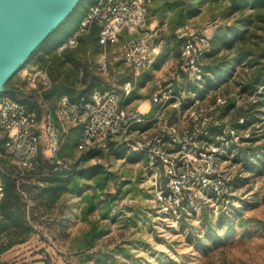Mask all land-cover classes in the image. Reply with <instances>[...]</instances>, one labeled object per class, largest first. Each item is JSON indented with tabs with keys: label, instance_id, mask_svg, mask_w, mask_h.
<instances>
[{
	"label": "rangeland",
	"instance_id": "374dc122",
	"mask_svg": "<svg viewBox=\"0 0 264 264\" xmlns=\"http://www.w3.org/2000/svg\"><path fill=\"white\" fill-rule=\"evenodd\" d=\"M176 1L154 0L151 7L148 27L156 28L163 22H169L168 31L164 34L166 38L186 21L177 10H170L169 5ZM200 8L199 15L187 20L198 30L212 32L218 25L231 23L233 20H225L220 6L211 7L206 2L200 4ZM81 17L77 12L71 22L64 25V31L73 34L79 27ZM129 39L124 31L121 42L112 50L119 52ZM47 48L48 44L11 80L10 86L24 85V71L36 63L43 64L47 59L43 57ZM100 57L99 52L83 54L79 58L80 69L86 75V87L92 85L94 88L114 91L123 98V85L132 80L136 83L135 93L130 99L135 102L132 105L134 108L136 105L150 103L157 86L171 78L182 59L168 49L158 57V65L144 70L136 79L133 69L122 61L113 63L106 74L100 73ZM248 70V67L244 69L242 65H237L236 80L244 78ZM230 84L231 95L236 94L238 87L233 79ZM262 91L263 88L255 94H236L238 108L224 117L222 110L213 112V116L223 126L237 130L242 138L239 145L230 150V155L227 154L230 159H220L217 163L218 172L230 180L229 186L233 192L232 211L227 214L231 215L234 223L229 239L218 243L209 239L203 241L206 239L207 223L220 226L224 211L219 201L207 196L201 186L186 178L180 206L167 204L162 196L168 190V179L163 168L159 166L153 171L146 158L140 159L142 156L139 153L126 150L124 154H120L119 147L111 145L96 149L98 156L83 162L80 168L84 171L101 165L110 174L111 179L105 192L116 194V199L111 201L112 212L105 215L106 202H100L108 197L98 196L100 193L95 189L96 177L85 179V191L81 196L67 192L51 210L38 205L36 215L39 217L32 222L34 232L31 237L0 256V264H264V162L261 168L255 169L245 167L243 161H237L239 147H264V114L260 122L247 125L239 110L241 106L247 109L257 102L258 94ZM216 93L222 98L229 96L223 89ZM213 94L214 92L210 96ZM50 99L52 107L56 100L54 97ZM211 105L213 103L209 99L206 106L208 108ZM260 110L264 112V108ZM44 113L42 112V117ZM154 134L155 130L148 131L147 139ZM80 135L81 127L71 128V133L65 140L61 155L68 166L79 163L84 154L77 150ZM250 139L253 140L249 141ZM137 140L142 141L141 138ZM260 150L264 152V148L255 151V161L259 160L258 157L264 160V153ZM42 154L44 158L49 156L45 145ZM171 157L176 160L192 158L189 150L175 151L171 153ZM195 162L197 168L201 166L199 160ZM155 172L159 174L157 179ZM86 195L96 196L94 202L97 205L95 211L88 215H85L89 205ZM95 223L99 228H104L107 234L96 240L94 248L87 249L84 242ZM220 228L219 234L225 236L226 226ZM100 252L103 253V259L100 258Z\"/></svg>",
	"mask_w": 264,
	"mask_h": 264
},
{
	"label": "built area",
	"instance_id": "2783aa9c",
	"mask_svg": "<svg viewBox=\"0 0 264 264\" xmlns=\"http://www.w3.org/2000/svg\"><path fill=\"white\" fill-rule=\"evenodd\" d=\"M153 3L154 0H99L82 17L78 29L56 50L62 53L76 47L80 37L98 27L102 48L98 71L106 74L113 63L122 61L133 69L137 79L144 70L156 65L166 49L162 33L168 30L169 24L148 27ZM124 31L130 39L119 52L113 51ZM176 36L182 43L185 72L200 85L205 77L202 57L210 49L213 34L187 22L177 30ZM82 77L83 72L77 83L79 87H82ZM23 79L26 90L38 97L45 113L42 117L18 99L0 97V201L5 197L3 174L10 168L14 170L13 177L30 179L41 187L53 173L67 169L68 164L61 155L63 146L71 128L81 127L78 151L124 146L130 151L142 152L153 171L161 166L168 179V190L162 195L167 204L180 206L188 178L201 186L207 196L219 201L224 212L232 209L230 180L218 172L217 163L228 159L232 145H239L242 138L237 130L223 126L213 116L226 102L225 98L218 97L217 103L207 108L210 94L200 96L186 89L177 92L176 85L181 81L174 72L169 80L157 86L150 98L151 107L146 111L140 106L132 107L130 99L136 89L132 80L124 83L123 98L114 91L96 87L89 97H82L79 102L62 95L52 108L45 96L53 86L48 67L36 63L24 71ZM219 127L222 133L213 134L211 129ZM150 130H155V134L148 140L146 135ZM44 145L52 166L44 168L38 179L36 173ZM187 150L192 158L171 157L175 151ZM196 160L201 162L198 168ZM158 177L156 174L155 179ZM23 195L31 205L28 196L24 192Z\"/></svg>",
	"mask_w": 264,
	"mask_h": 264
},
{
	"label": "trees",
	"instance_id": "16d2710c",
	"mask_svg": "<svg viewBox=\"0 0 264 264\" xmlns=\"http://www.w3.org/2000/svg\"><path fill=\"white\" fill-rule=\"evenodd\" d=\"M97 1L99 0L92 2L87 0L80 1L71 15L27 61L28 63L48 44V48L44 50L43 56L47 57L43 64L48 67L53 82L52 89L45 95L48 101L53 97L57 101L60 96L66 94L72 101L79 102L82 97H89L91 91L94 89L92 85L88 88L85 85L86 75L80 69L81 63L79 58L81 55H86L87 53H102V48L99 45V28L94 27L88 35L80 37L78 45L74 48L66 49L62 53H58L56 49L70 36V34L64 31V25L71 22L77 12L83 17ZM206 2L211 7L220 6L225 20H233L231 23L218 25L212 31L213 36L210 49L202 57L205 77L200 85L189 79L184 69V61L181 59L179 68L175 71L181 81L176 85L177 92L186 89L196 91L200 96H206L214 92L210 96V99L215 104L218 99L216 91L223 89L224 93H229L227 94L229 96L225 98L226 102L220 105L217 110H222V116L224 117L231 110L238 108L236 94H255L263 88V91L258 94L259 100L257 102L252 103L247 109L242 106L239 107L247 125L260 122L261 116L264 114L260 110L264 108V0H177L171 3L169 7L170 10H177L182 19L186 20L183 21L179 28L186 24L187 20L199 15L201 13L200 4ZM179 28L171 32L168 38L164 36L168 30L163 32L162 38L166 40L165 51L169 49L182 58V43L176 36ZM237 65H242L244 69L246 67L249 68L245 73V77H240L239 81L236 80L238 76L236 74ZM81 72H83L82 87H79L77 83L80 81ZM232 79L238 90L236 94L231 95L230 82ZM11 80L6 83V92L0 94V97L9 96L18 99L29 109L36 110L42 116V112H45V110L41 108L38 97L26 90L25 82H23V86L19 84L10 86ZM55 102L52 104V108ZM222 127L212 128L211 131L217 135L222 133ZM252 140L250 139L249 141ZM235 147L237 146L232 145V148ZM258 149L250 146L239 147V151L237 150V161H243L244 166L247 168H261L264 162L263 158L258 157V161L254 160L255 151ZM126 150L128 148L124 146H119L118 148L120 154H124ZM260 151L264 153L263 150ZM135 153H139L142 156L140 159L145 158L142 152ZM97 156L98 151L96 149L85 151L79 163L73 166L69 165L61 173H53L44 180L45 186L43 187L30 181V179H17L13 177L14 170L11 168L3 174L5 197L0 201V256L14 246L28 241L31 237L34 232L32 222L39 217L36 215L39 208L38 205L51 210L55 208L61 197L67 192L76 193L81 196L85 191V183H83L85 179L96 177L95 189L100 193L98 196L102 197L101 195H105L108 197L107 200H101L100 202H106L105 215H109L112 212L111 201L116 199V194L105 192L111 179L110 174L101 165L92 166L84 171L80 168L83 162H87L89 159ZM51 166V161L42 157L36 178L41 175L44 168ZM23 192L28 196L31 205L25 199ZM85 197L89 200V205L85 212V215H88L95 211L97 207L94 202L96 196L86 195ZM228 211L221 215L222 224L220 226H215L212 222L207 223L205 229L206 239H203V241L209 239L214 241V243H218L220 240L229 239L231 232H233L234 223L231 215H227L231 213L232 209ZM238 218L241 220L240 215ZM221 226H226L225 236L219 234ZM106 234L107 231L104 228H99L95 223L90 232L87 233V240L84 242V245L87 249H92L96 246V240L104 237ZM101 254L100 258L103 259V253Z\"/></svg>",
	"mask_w": 264,
	"mask_h": 264
},
{
	"label": "water",
	"instance_id": "95a60500",
	"mask_svg": "<svg viewBox=\"0 0 264 264\" xmlns=\"http://www.w3.org/2000/svg\"><path fill=\"white\" fill-rule=\"evenodd\" d=\"M82 0H0V94Z\"/></svg>",
	"mask_w": 264,
	"mask_h": 264
},
{
	"label": "crops",
	"instance_id": "0c3cea01",
	"mask_svg": "<svg viewBox=\"0 0 264 264\" xmlns=\"http://www.w3.org/2000/svg\"><path fill=\"white\" fill-rule=\"evenodd\" d=\"M156 65H158V63H156ZM149 100V99H148ZM133 104H135V102L134 101H132V105ZM137 107H139L140 106V109H142V110H144V111H146L147 109H149V107H151V105L149 104V102L147 103V104H145V103H143V104H141V105H136Z\"/></svg>",
	"mask_w": 264,
	"mask_h": 264
}]
</instances>
